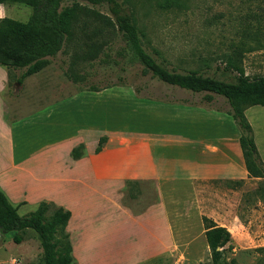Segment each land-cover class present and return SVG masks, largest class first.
<instances>
[{
	"label": "rangeland",
	"instance_id": "rangeland-1",
	"mask_svg": "<svg viewBox=\"0 0 264 264\" xmlns=\"http://www.w3.org/2000/svg\"><path fill=\"white\" fill-rule=\"evenodd\" d=\"M122 5L142 34L144 48L164 68L180 73L196 71L205 77L235 83L237 74L226 68V61L240 49L246 75L252 79L264 76V0H122ZM68 6H72V2L62 4V8ZM81 6L84 10L72 26L64 48L56 57L47 58V65L41 71L26 78L22 85H17L16 80L26 69L11 71L4 92L6 99L17 100L25 91L22 86H26L24 99L31 102L35 97L32 86H36V106L27 104L23 113L44 108L52 99L65 95H90L94 92L89 89L95 87L113 91L119 100L111 104L101 101L96 105L95 101L91 102L96 98L88 97V103L76 106L77 113L60 121L67 125L62 136L69 135L67 132L71 133L72 127H100L102 120L97 113L94 117L91 113L88 117L85 115L87 111L108 105L114 109L112 116H116L117 125L139 131L148 125L160 131H173L178 122L161 116L129 115L127 107L182 108L231 116L228 114L230 106L223 97L214 96V100L208 102L205 93L169 86L145 74L122 33L111 25L114 18L109 7L87 3ZM31 15L32 8L25 4L6 2L0 5V19L27 22ZM95 105L97 107L93 108ZM81 111L85 115L79 113ZM230 119L233 120L232 116ZM50 123L42 127V137L36 138V144L49 141L48 134L53 128L49 127ZM91 141L88 140L90 144ZM242 184H229L243 191L234 197L233 206H230L233 210L228 213L215 208L212 201L213 190L223 189L224 183L167 187L166 199L174 230L170 250L139 264H212L202 222L203 216L209 218L212 213H219L220 220L229 224L233 249L229 250L228 246L223 249L227 264H264V179L248 181L247 186L240 188ZM132 193L134 198L126 197L125 193L124 203L136 213L151 205L157 197L152 183H140L132 188ZM32 211L22 207L19 214L28 216ZM109 221L107 223L111 224ZM15 236L20 237L19 244L14 241ZM0 264H43L38 235L31 229L8 233L0 230Z\"/></svg>",
	"mask_w": 264,
	"mask_h": 264
},
{
	"label": "crops",
	"instance_id": "crops-1",
	"mask_svg": "<svg viewBox=\"0 0 264 264\" xmlns=\"http://www.w3.org/2000/svg\"><path fill=\"white\" fill-rule=\"evenodd\" d=\"M9 81L7 70L0 68V190L18 213L22 207L34 212L43 201L69 210L67 231L76 264H139L168 253L174 235L166 199L169 186L224 183L223 189L213 190L212 201L215 208L228 213L234 197L243 191L229 184L241 182L244 188L248 181L261 180L248 175L241 134L234 121L228 120L231 116L182 108L127 107L129 115L178 122L173 131H160L153 125L139 131L117 125L114 109L108 105L87 115L79 112L87 117L97 113L100 127L71 126L73 131L62 136L67 125L60 121L77 113L76 106L88 103V97L96 98L89 99L96 105L119 98L111 90L70 94L23 113L27 104L36 106V86H32L35 97L31 102L24 99L26 86L17 100L10 101L4 97ZM245 114L264 162V106H252ZM47 122L53 127L50 139L36 144ZM101 137L107 141L96 153ZM80 144L84 152L75 160L72 151ZM128 182L152 183L156 200L136 213L124 203ZM209 218L230 231L219 213Z\"/></svg>",
	"mask_w": 264,
	"mask_h": 264
},
{
	"label": "trees",
	"instance_id": "trees-1",
	"mask_svg": "<svg viewBox=\"0 0 264 264\" xmlns=\"http://www.w3.org/2000/svg\"><path fill=\"white\" fill-rule=\"evenodd\" d=\"M65 1L72 6L62 8ZM11 2L21 3L32 8L27 22L10 18L0 19V66L11 71L26 69L16 80L22 85L27 77L37 74L47 65V58L56 57L64 48L71 35V28L78 20L84 8L81 3L93 6L107 5L116 27L129 44L132 55L150 74L160 82L188 90L192 93H205V100L212 102L214 96L223 97L230 106L228 114L232 116L240 131V146L246 169L250 178L264 179V162L258 152L254 133L246 117V110L252 106H264V76L250 78L242 66L243 52L235 50L227 58L226 68L237 74V81L229 83L211 77H205L196 71L186 73L172 72L160 65L146 51L141 39L142 34L135 25L131 14L124 11L122 0H0V5ZM92 92L101 91L90 88ZM107 138L101 137L96 148L99 153ZM84 145L80 144L72 151V157L80 159ZM140 182H128L126 197H135L132 188ZM72 214L69 210L56 206L52 202H41L28 216H21L3 191L0 190V230L2 232L33 230L39 238L43 251V264H75L73 248L67 226ZM204 235L211 252L212 264H227L223 258V249L231 244L232 235L226 227L219 226L207 216L202 217ZM14 241L19 244L20 237Z\"/></svg>",
	"mask_w": 264,
	"mask_h": 264
},
{
	"label": "bare ground",
	"instance_id": "bare-ground-1",
	"mask_svg": "<svg viewBox=\"0 0 264 264\" xmlns=\"http://www.w3.org/2000/svg\"><path fill=\"white\" fill-rule=\"evenodd\" d=\"M0 166H1V163H0Z\"/></svg>",
	"mask_w": 264,
	"mask_h": 264
}]
</instances>
